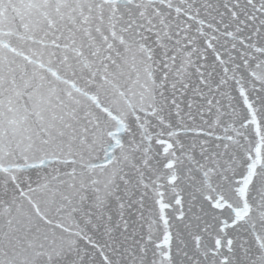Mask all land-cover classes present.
<instances>
[{
    "label": "snow or ice",
    "instance_id": "snow-or-ice-1",
    "mask_svg": "<svg viewBox=\"0 0 264 264\" xmlns=\"http://www.w3.org/2000/svg\"><path fill=\"white\" fill-rule=\"evenodd\" d=\"M0 264H264V0H0Z\"/></svg>",
    "mask_w": 264,
    "mask_h": 264
}]
</instances>
